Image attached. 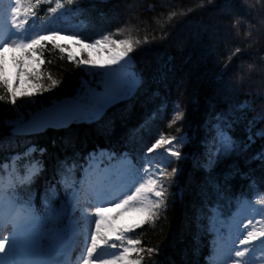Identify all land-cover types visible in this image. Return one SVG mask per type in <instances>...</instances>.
<instances>
[{
    "label": "trees",
    "instance_id": "16d2710c",
    "mask_svg": "<svg viewBox=\"0 0 264 264\" xmlns=\"http://www.w3.org/2000/svg\"><path fill=\"white\" fill-rule=\"evenodd\" d=\"M61 3L71 22H87L80 33L86 42L101 34L140 40L130 55L143 82L95 121L15 137L4 121L21 109L24 97L16 95V103L9 102L14 90L0 75V95L8 96L0 101V162L35 144V155L44 165L43 180L53 182L67 167L77 169L86 154L97 148L125 151L140 162L161 135L176 137L174 144L187 156L165 184L166 209L154 224L130 235L142 240L141 247L157 250L151 255L141 253L142 264H208L214 210L230 211L237 201L249 199L260 202L264 214V161L253 158L264 151V137L256 135L264 130V119L258 118L264 115V4L261 0ZM39 15L46 16L44 7ZM33 60L36 65L30 72L42 73L45 83L49 74L60 81L52 90L30 97L38 107L72 96L85 76L80 66L69 62L67 54L61 57L51 44L40 60ZM28 82L31 92H36L35 82L29 77ZM176 112H182L183 118L173 123ZM216 114L229 117L228 131L240 150L206 170L209 149L215 151L206 142L215 136ZM181 137L187 140L181 142Z\"/></svg>",
    "mask_w": 264,
    "mask_h": 264
},
{
    "label": "snow or ice",
    "instance_id": "6c2138e0",
    "mask_svg": "<svg viewBox=\"0 0 264 264\" xmlns=\"http://www.w3.org/2000/svg\"><path fill=\"white\" fill-rule=\"evenodd\" d=\"M41 0H36L39 5ZM66 3L71 5L73 0H66ZM264 4V0H261ZM55 6L48 9L49 14H56L59 9L64 8L61 0H54ZM68 11L78 12L79 10L69 9ZM0 13L5 14V21L8 28L16 30L15 38L7 31L5 27H0V61L4 59V53L7 50L19 51L20 56L17 59L13 56V61L18 67H22L25 59L40 60L43 51L48 44L61 53V57L67 54L69 62H74L77 66H112L120 62L134 63L130 57L136 45L140 43L138 39L131 38H114L113 34H101L100 38L93 39L91 42H86L81 38L79 32L62 34V30H52L48 34H37L27 37L21 36L18 33L26 28L28 17L36 16L31 0H7V7H4V0H0ZM24 17V18H21ZM87 22L81 21V28L86 27ZM66 40L69 44H60L57 41ZM147 42V38H145ZM78 46L79 54L74 53L72 46ZM95 50L98 54L104 52L107 54L105 64L97 65V62L91 58V51ZM42 63L47 61H41ZM2 71V67H0ZM32 81L35 82L36 92H25L22 95L31 97L36 94H42L45 91H50L60 81L54 79L51 74L47 76V83L42 73L27 72L24 73ZM20 73H17V79ZM106 75H113L112 72ZM143 82L142 75L139 72L133 71L124 74L125 94H132ZM7 80L3 81V86L7 91ZM8 100L7 94L0 95V101ZM17 96L15 91H12L10 101L15 104ZM246 105H240V108H245ZM183 118L182 112L174 114V120L178 121ZM264 119V115L258 117ZM22 119V118H21ZM213 119L216 121L212 125L215 136L211 142H206V147L209 143L215 146V151L210 152L209 159L203 166L206 170L214 168L217 164L222 163L240 150V145L231 137L229 129L232 128V122L228 116L224 114H216ZM6 124H16L18 121H4ZM252 125V121L249 122ZM257 136L264 137V130L258 131ZM176 137H166L161 135L156 142L148 148V153L151 154L154 150L165 147L171 157L181 160L187 156L174 147ZM248 139L251 141L252 136ZM181 142L187 140L186 137L180 138ZM247 145L244 146L246 150ZM36 151L35 148H30L28 153ZM41 152L43 150H40ZM254 159L264 161V151L258 153ZM148 166L141 167L134 165L127 154L120 160L118 167L122 170L123 180L119 189L114 195L103 198L94 209V231L90 232V244L86 247V255L82 256V264H142L141 253L147 251L149 255L157 250L154 248L141 247L142 240L133 238L130 234L135 230L142 228L144 225L154 224L159 219L162 209H166V193L167 188L164 186L163 180L167 177L174 176L178 169L173 168L170 173L166 169L158 166H153V161L148 157H141ZM39 163V162H37ZM63 209L60 210L62 214ZM54 218V217H50ZM11 223L13 230L9 237L3 235V226L5 223ZM40 218L36 217L31 208L17 207L12 202L5 203L2 189H0V264H50L41 254L38 246L37 235ZM252 221H249L251 224ZM247 227V225H245ZM264 237V229L256 230L253 228L247 231L243 239L239 240V245H249L253 241ZM54 239L59 238V234H53ZM102 247H110L118 251L108 256L107 258L98 257L96 253ZM249 251L247 247L242 250H235L236 258L245 257ZM135 254L136 259L132 256ZM234 264H242L241 259L235 260Z\"/></svg>",
    "mask_w": 264,
    "mask_h": 264
},
{
    "label": "rangeland",
    "instance_id": "374dc122",
    "mask_svg": "<svg viewBox=\"0 0 264 264\" xmlns=\"http://www.w3.org/2000/svg\"><path fill=\"white\" fill-rule=\"evenodd\" d=\"M51 3L54 4V0H51ZM24 18V17H21ZM28 24L26 25V28L24 30H21L20 33H18L21 36H35L37 34H48V32L52 30L60 29L62 30V34H69L74 32H69L67 30L68 25H64V19L63 14L61 13V10L59 9L56 14H51L46 20L44 21H36V16L32 17L29 16L28 18ZM5 23V28L7 31L15 38L17 35L16 30L8 28L6 21H5V14L0 13V24ZM67 22V21H66ZM60 44H69V41L66 40H60L57 41ZM71 50L79 54L80 49L78 46L73 45ZM91 51V58L97 62V65L105 64L107 61V54L104 52L97 53L95 50H89ZM13 56H16L17 59H19L20 53L19 51H13V50H7L4 53V59L0 61V67H2V71H0V75H4V77L8 80L9 84L12 85V89L15 91L16 95L24 97L21 101L20 108L18 112H16L12 117L7 118L5 121H18V123H22L28 120L29 116L36 114V110H39V108L42 109V106H35L34 100L32 98H28V96L22 95L25 92H31L32 91V85L28 82V76L24 73L30 72L32 67L35 64V60L33 59H25L24 64L22 67H18L17 64L13 61ZM131 57V56H130ZM132 58V57H131ZM134 63H125L120 62L116 65L112 66H105V67H99V66H81L82 69H84L85 77L81 79L80 86L77 90V97L82 101H87L90 105L84 109L83 112L79 113L76 116V120L78 121H94L96 118H98L101 113L110 105L113 103H116L119 99L126 98L130 94H125L123 91L124 88V74L135 71L133 67ZM20 73L19 78L17 79V73ZM112 72L113 75L108 76L106 73ZM54 101V99L52 100ZM46 109V108H45ZM44 110V109H42ZM40 110V111H42ZM35 111V113H34ZM22 118V119H21ZM12 126L17 125L16 124H10ZM179 145H175V148H178ZM124 157V154H120V156H114L111 154V152L108 153V151L104 149L97 150L96 152H92L87 156V162L84 166L82 171H85L87 168H91L93 171H96L97 175L99 172L101 174L103 172H106L105 166L108 167L110 170L107 174H102L101 178H99L98 182L102 186V189L97 192L98 194H101V196H104L102 192L106 191L107 188H105L106 180L113 181L114 185H116L117 189H119V186L121 185V182L123 180L122 170L120 167H118L120 160ZM149 159L153 161V166H158L160 168L166 169V172L170 173L173 168H178V162L180 160H177L174 157H171L170 154L167 153L165 147H161L160 149L154 150L151 154L147 152L146 156ZM16 160H12V165L15 164ZM14 163V164H13ZM32 161L27 163V166H30L25 171L27 174L35 167V164H31ZM133 163V162H132ZM30 164V165H29ZM134 164V163H133ZM11 164H8V166L4 165V171L7 172L9 175L13 174L12 167H9ZM148 166L147 164H144L142 167ZM11 169V170H10ZM83 172V178L86 177L87 180H92L91 187L94 185H98L95 182V174L89 173L87 176H84ZM167 181H169L168 177L163 180L164 186L167 184ZM102 182V183H101ZM104 185V186H103ZM94 186V187H95ZM94 187L92 189H94ZM90 196V195H89ZM91 199H88L85 201L83 205L84 209H87L89 211V217L87 220V228L91 231H94V209L95 207L101 202L100 200L97 201L93 195H91ZM106 197V196H105ZM103 197V198H105ZM88 198V197H87ZM94 198V200H93ZM255 203L257 205H255ZM251 203L252 207L247 206L244 207V213L247 214V222L245 219H239L238 220V228H240V236L244 238L247 231L252 230L255 228L256 230L264 229V214L263 211H261V204L258 202ZM73 206V205H72ZM74 207V206H73ZM71 212H73V208H71ZM244 215V214H242ZM72 214L70 213V217ZM244 218L246 216L244 215ZM72 219V218H71ZM252 221L251 224H249V221ZM244 225V229L242 226ZM247 225V227H245ZM74 226H70L68 223V232L69 235L66 238H63L60 236V230L55 226V230L53 232L56 234H59L58 239L53 238V234L50 236V239L48 240V243H42L39 241L38 235H37V241L38 246H42L40 248L42 256H44V259L46 258H53L57 255V251L59 249H62V245L67 242V240L72 241L73 236L75 233L77 234L78 229L72 228ZM41 230L38 229V234H40ZM229 235L226 237L224 242H220L221 246H217L215 249V259L216 261L213 264L220 261L221 264H234L235 260L241 259L242 264H264V237H261L257 239L256 241H253L249 245L241 246L239 245V236L234 234L233 232H228ZM9 237V236H7ZM88 240H84L82 244V250L83 252L80 253L81 257L86 255V251L83 250L90 244V236L87 238ZM62 241L61 245L56 248H54V245H51V242L56 241ZM50 244V245H49ZM244 247H247L249 251L246 253L245 257L243 258H236L235 255H232V252L235 253V250H242ZM54 250V251H53ZM117 249H112L110 247H102L98 250L96 255L98 257L107 258L108 256L112 255L113 253L117 252ZM233 253V254H234ZM214 256V255H213ZM80 264H82V260L80 261Z\"/></svg>",
    "mask_w": 264,
    "mask_h": 264
},
{
    "label": "water",
    "instance_id": "95a60500",
    "mask_svg": "<svg viewBox=\"0 0 264 264\" xmlns=\"http://www.w3.org/2000/svg\"><path fill=\"white\" fill-rule=\"evenodd\" d=\"M88 103H82L74 97L62 99L46 111V115H36L33 122L20 128L22 132L29 133L45 130L48 127L62 128L72 123L73 117L84 110Z\"/></svg>",
    "mask_w": 264,
    "mask_h": 264
},
{
    "label": "bare ground",
    "instance_id": "6f19581e",
    "mask_svg": "<svg viewBox=\"0 0 264 264\" xmlns=\"http://www.w3.org/2000/svg\"><path fill=\"white\" fill-rule=\"evenodd\" d=\"M210 216H211V217H213V216H214V214H211Z\"/></svg>",
    "mask_w": 264,
    "mask_h": 264
}]
</instances>
